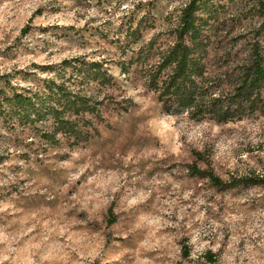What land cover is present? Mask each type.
<instances>
[{
  "label": "rangeland",
  "instance_id": "obj_1",
  "mask_svg": "<svg viewBox=\"0 0 264 264\" xmlns=\"http://www.w3.org/2000/svg\"><path fill=\"white\" fill-rule=\"evenodd\" d=\"M185 1L0 0V75L19 82L71 57L102 60L132 103L70 149L29 151L0 123V264H197L206 252L213 264H264V187L237 182L264 170V115L214 124L163 114L116 66L117 38L137 28L165 42ZM227 7L216 19L238 32Z\"/></svg>",
  "mask_w": 264,
  "mask_h": 264
},
{
  "label": "trees",
  "instance_id": "obj_2",
  "mask_svg": "<svg viewBox=\"0 0 264 264\" xmlns=\"http://www.w3.org/2000/svg\"><path fill=\"white\" fill-rule=\"evenodd\" d=\"M224 1L186 0L165 42H157V35L142 41L137 28L124 32L117 38L116 62L123 81L139 82L163 114L185 115L195 123L264 115V0ZM228 4L229 30L238 32H223L216 19ZM39 71L45 75L18 73L19 82L15 73L0 75L1 128L9 142L20 137L29 151L86 143L97 135L105 112L126 113L132 105L119 98V86L102 60L76 56ZM190 168L217 189L231 187L210 171ZM261 173L237 182L264 187ZM200 261L213 264V255L206 252Z\"/></svg>",
  "mask_w": 264,
  "mask_h": 264
}]
</instances>
